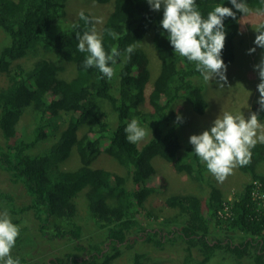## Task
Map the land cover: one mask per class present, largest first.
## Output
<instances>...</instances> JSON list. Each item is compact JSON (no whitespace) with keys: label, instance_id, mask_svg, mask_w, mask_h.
Here are the masks:
<instances>
[{"label":"trees","instance_id":"obj_1","mask_svg":"<svg viewBox=\"0 0 264 264\" xmlns=\"http://www.w3.org/2000/svg\"><path fill=\"white\" fill-rule=\"evenodd\" d=\"M93 1L113 2L100 31L105 50L110 52L112 47H118L122 53L112 65L116 75L110 80L102 78L95 67L84 69L88 53H81L77 47V33L82 35L91 29L93 20L86 25L78 16L69 28L52 32L53 26L65 16L66 0H0V29L9 37V43L0 51V75H6L8 80L7 86L0 89V170L10 184L23 188L29 200L18 207L13 196L0 189V201L7 207L12 222L20 225L16 242L26 233L23 215L31 213L41 235H50L51 239L66 237L73 242L74 252L55 258L50 264H112L123 250L133 248L139 235L159 252L168 246L169 254H177L172 258L176 264H209L224 252L239 264L244 259L251 264H264V199L254 195V192L264 194V174L257 171L264 163V143L258 142L251 149L249 164L238 166L249 180L228 201L221 189L205 178L206 165L192 145L186 148L179 145L176 128L180 122L175 107L183 101L195 114L204 116L208 108L202 94L206 82L195 70L194 62L174 52L168 33L160 25L163 8L153 11L147 0ZM246 2L250 9L264 8V0ZM196 4L205 18L217 5L232 8L229 0H196ZM240 20L239 12L235 19H224L227 35L222 59L226 65L235 58L233 44ZM108 30L118 38L109 36ZM146 37H150L160 63L148 97L145 93L150 82L149 58L142 48L136 47ZM130 44L135 45V50L128 59L123 53ZM257 48L261 58L264 49ZM40 49L71 62L74 77L58 79L62 67L44 58L28 69L20 65L12 67L14 62ZM196 79L199 83L195 84ZM146 102L150 110H141ZM258 110L257 105L250 112ZM25 113L32 118L28 137L17 129ZM63 115L67 117L65 120ZM133 118L139 120L141 127L151 129L142 146L126 139L124 130ZM259 120L264 121V111L259 112ZM49 136L53 139L50 146L37 150L39 143ZM103 143L107 144V154L127 171L126 177L91 167L102 153ZM73 149L78 152L80 167L73 172L61 170L60 164ZM158 156L171 163L177 172L202 183L205 189L203 200L194 195L165 199L164 205L177 211L169 220L181 221L180 228L175 226L174 231L165 234V224L162 229L148 230L138 220L140 212H145L147 196L154 189L149 186L148 176L153 168L150 162ZM82 193L96 230L105 233L104 239L96 244L84 241L82 228L76 222L75 200ZM211 227L218 231L223 228L239 231L237 243L228 235L210 240ZM12 257L19 258L20 264H39ZM146 260V253L134 252L130 264H147Z\"/></svg>","mask_w":264,"mask_h":264},{"label":"rangeland","instance_id":"obj_2","mask_svg":"<svg viewBox=\"0 0 264 264\" xmlns=\"http://www.w3.org/2000/svg\"><path fill=\"white\" fill-rule=\"evenodd\" d=\"M113 2L107 4H99L93 0H66V13L63 19L55 24L52 28V32L69 28L73 25L81 10L94 18V27L98 32L107 19L109 13L112 10ZM252 11L248 15L240 13L239 32L236 38V44H233L235 51V58L231 64L227 65L226 77L227 82H220L223 86H218L217 79H213L210 82L205 83L204 91L202 92L205 101L208 104V108L204 116L195 114L190 106L183 101H180L175 107V113L181 117L180 124L176 128V136L179 145L186 148L189 143V137L193 134H200L204 130L210 129L212 122L216 117L224 112L228 111L232 114L243 113L245 118L248 117L251 109L254 106H259L257 103L259 98V92L257 91V84L260 82L257 70H254V65L259 63L260 51L254 45L256 32L253 30L257 23L264 20V16H258L256 10ZM101 22L97 23L96 20ZM149 36V35H148ZM150 37L144 38L137 44V48H142L147 53L149 58V70H150V82L146 86L145 95L148 97L152 82L156 79L160 70V63L157 59V55L153 50L150 42ZM9 43V37L0 29V51L3 47ZM256 47V51L252 54H248V49ZM40 58L53 61L62 67V71L58 73V79L70 80L75 75V68L71 62L64 61L60 56L49 52L44 49L38 50L33 55H28L25 58L13 63L12 67L20 65L24 69L30 68L33 63ZM11 67V70L14 71ZM116 75V71H115ZM114 75V76H115ZM113 78V77H112ZM111 78V79H112ZM8 80L6 75H0V89L7 86ZM199 83V79L195 80V84ZM149 104L144 103L141 106V110H150ZM109 112V107L105 108ZM61 112V110L59 111ZM67 117L63 115L65 120ZM113 122V119H109ZM264 124V121H260ZM115 125V124H114ZM110 127L112 124L110 123ZM143 127V126H142ZM17 129L25 136H29L32 129V118L28 113L22 116ZM20 134V133H19ZM82 132H80V135ZM148 139V135L145 139L138 142L139 146H142ZM0 141L2 139L0 137ZM53 139L49 136L47 140L39 143L37 150H43L50 146ZM137 144V145H138ZM103 151L98 158L92 163L93 169L110 172L122 177H126L127 171L119 166L117 162L107 154V144L103 143ZM152 170L148 179L150 181L149 186L153 187L151 194H149L145 200L144 207L145 212H140L138 220L148 230L162 229V224H165L163 233L174 231L175 226L180 228L181 221L173 223L169 219L177 214L176 210L167 208L164 205L166 198L170 196L179 195H194L202 200L204 199L205 189L202 188L203 184L194 181L189 175L183 172H177L171 163L166 162L160 156L151 160ZM80 167V159L78 152L73 149L69 157L60 164V169L66 172L76 171ZM258 173L264 174V163L258 166ZM205 178L216 188L221 189L225 199L235 196V194L242 190L246 182L249 180L247 174H243L238 166L235 167L232 173L223 181L218 182L217 179L208 171L204 173ZM129 181V178L127 179ZM131 187L130 182L127 183ZM0 189L7 194H11L15 201V204L20 207L29 203L28 198L25 196L23 188L19 185H12L9 183L6 174L0 170ZM254 195L258 198L264 199V194H258L254 192ZM77 215L76 222L82 228V236L84 241H91L92 244H96L97 241L103 240L105 233L96 230L88 215V204L85 200L84 194H80L76 200ZM264 202V201H263ZM7 210V207L0 201V211ZM8 211V210H7ZM204 212V210H202ZM9 213V212H8ZM150 215V216H148ZM159 217L158 219H156ZM18 219L20 216H15ZM25 219L26 233H24L19 242L15 243V246L11 250V255L16 257H23L31 262H37L39 264H50L52 260L58 257H63L64 254L73 251V242L68 238L51 239L50 235H41L38 231L37 221L33 219L31 213L23 215ZM167 220H169L167 222ZM161 224H159V223ZM240 234L237 230H226V228L220 231L211 227L210 240L224 239L227 235L233 238V242L237 243L236 237ZM140 236V235H139ZM137 237V242L131 249L123 250L122 255L117 258L112 264H130V257L134 252L146 253L147 264H176L172 258L177 254H169L166 247L164 252H159L153 249L150 245L144 242V238ZM213 241V242H214ZM79 242L77 244H81ZM86 245V242L84 243ZM87 247V246H86ZM87 253L85 251L84 256ZM83 256V255H82ZM220 261V262H219ZM241 264H251L248 260H242ZM209 264H239L230 254L224 252L221 256L211 259Z\"/></svg>","mask_w":264,"mask_h":264},{"label":"clouds","instance_id":"obj_3","mask_svg":"<svg viewBox=\"0 0 264 264\" xmlns=\"http://www.w3.org/2000/svg\"><path fill=\"white\" fill-rule=\"evenodd\" d=\"M147 3L153 11L163 8L160 25L168 33V40L174 52L187 61L194 62L195 70L205 82L218 78V86L222 87L223 84L220 82H227V65L222 59L227 35L224 19L227 17L235 19L236 12L242 13L243 16L248 15L252 10L246 0H229L232 8L217 5L207 13L206 18L199 11L196 0H147ZM233 8L236 11H233ZM256 13L258 16H264V8L256 9ZM78 15L86 25L92 23L94 19L86 16L83 10ZM96 22L101 21L97 19ZM253 30L256 32L254 45L264 49V20L258 22ZM108 35L113 39L118 38L111 30H108ZM76 37L78 50L81 53H88L84 59V69L95 67L102 73V78L107 77L110 80L116 71L112 65H115L117 58L122 55L119 48L112 47L110 52L106 51L103 35L94 26L85 30L82 35L77 33ZM256 47L248 49V54L254 53ZM134 50L135 45L130 44L123 54L130 59ZM253 67L257 70L260 81L256 86L259 92L257 101L259 110L250 112L247 118L242 112L234 115L224 111L212 122L210 129L189 137L193 151L218 182H223L235 167L249 164L251 149L258 142L264 143V124L259 120V112L264 111V53L261 54L259 63ZM177 121L182 122L179 115ZM149 130L151 131L149 127H141L139 120L133 118L127 123L124 131L128 142L135 144L145 139ZM19 235L20 225L12 222L6 209L0 211L2 264H20L19 258H13L11 255Z\"/></svg>","mask_w":264,"mask_h":264},{"label":"built area","instance_id":"obj_4","mask_svg":"<svg viewBox=\"0 0 264 264\" xmlns=\"http://www.w3.org/2000/svg\"><path fill=\"white\" fill-rule=\"evenodd\" d=\"M227 210V208L224 209V211Z\"/></svg>","mask_w":264,"mask_h":264}]
</instances>
